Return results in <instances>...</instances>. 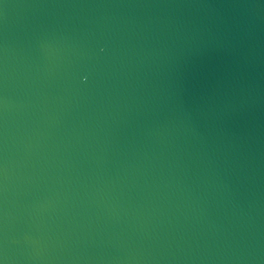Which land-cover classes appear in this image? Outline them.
<instances>
[{
    "label": "water",
    "instance_id": "1",
    "mask_svg": "<svg viewBox=\"0 0 264 264\" xmlns=\"http://www.w3.org/2000/svg\"><path fill=\"white\" fill-rule=\"evenodd\" d=\"M0 264H264V0H0Z\"/></svg>",
    "mask_w": 264,
    "mask_h": 264
}]
</instances>
